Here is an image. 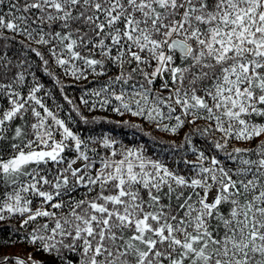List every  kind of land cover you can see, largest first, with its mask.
I'll return each mask as SVG.
<instances>
[{"label":"snow or ice","instance_id":"6c2138e0","mask_svg":"<svg viewBox=\"0 0 264 264\" xmlns=\"http://www.w3.org/2000/svg\"><path fill=\"white\" fill-rule=\"evenodd\" d=\"M54 68L188 131L154 156L83 139L45 102ZM0 101V222L50 257L0 264H264V0H0Z\"/></svg>","mask_w":264,"mask_h":264},{"label":"trees","instance_id":"16d2710c","mask_svg":"<svg viewBox=\"0 0 264 264\" xmlns=\"http://www.w3.org/2000/svg\"><path fill=\"white\" fill-rule=\"evenodd\" d=\"M38 64L39 61L34 60V66H38ZM53 71L60 75L61 85H56L43 71H37L40 82L52 94L51 98H45V102L53 111H57V105H59L60 109L57 113L59 118L63 119L66 125L83 139L87 140L89 137L99 139L103 136H110L120 142L121 146H142L148 151L149 155L154 156L159 154L160 148L163 146V144L156 142L162 141L167 144L175 139L176 143H179L184 132L188 131L186 128L179 136L172 137L171 134L158 131L151 123L141 117H132L130 114L121 116L115 113L111 110V105L100 108L97 104L96 108L92 109L90 105L97 103L98 98L86 96L85 98L89 100L88 105L81 103L80 98L84 95L86 89L88 91L98 89L102 81L98 83L93 77H89V81H73L71 77L64 76L59 69L54 68ZM111 71L113 74L115 73L114 69ZM61 86L65 89L63 94L59 90ZM64 95L72 100V104L64 100ZM0 106H3V101H0ZM73 107L78 109L79 114L73 111ZM81 117L86 118L88 122L85 123ZM59 138L57 136V139ZM197 143L203 147L202 141H197ZM0 150L6 151L2 148ZM19 227L16 219L0 222V241L8 239L14 241L7 247H0V256H19L27 259L29 254H33L34 259L37 261L47 262L50 257L38 253L35 247L23 241V237L27 232L25 230L16 231Z\"/></svg>","mask_w":264,"mask_h":264}]
</instances>
